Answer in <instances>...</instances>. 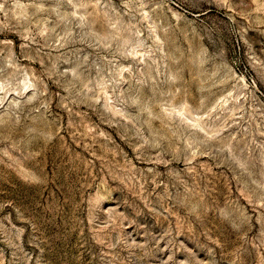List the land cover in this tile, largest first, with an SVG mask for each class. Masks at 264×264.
Segmentation results:
<instances>
[{
	"label": "rangeland",
	"instance_id": "374dc122",
	"mask_svg": "<svg viewBox=\"0 0 264 264\" xmlns=\"http://www.w3.org/2000/svg\"><path fill=\"white\" fill-rule=\"evenodd\" d=\"M0 264H264V0H0Z\"/></svg>",
	"mask_w": 264,
	"mask_h": 264
}]
</instances>
